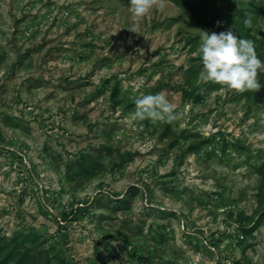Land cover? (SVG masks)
Wrapping results in <instances>:
<instances>
[{"label":"rangeland","instance_id":"374dc122","mask_svg":"<svg viewBox=\"0 0 264 264\" xmlns=\"http://www.w3.org/2000/svg\"><path fill=\"white\" fill-rule=\"evenodd\" d=\"M194 22L172 0L138 33L129 0H0V264H264V78L202 81ZM250 32L264 53V14ZM161 91L183 118L135 119Z\"/></svg>","mask_w":264,"mask_h":264},{"label":"clouds","instance_id":"9594fccd","mask_svg":"<svg viewBox=\"0 0 264 264\" xmlns=\"http://www.w3.org/2000/svg\"><path fill=\"white\" fill-rule=\"evenodd\" d=\"M164 6L165 0H129L133 22L129 31L138 33L141 22L152 10ZM244 23L249 28L252 26L251 19ZM199 52L203 65L202 81L224 85L238 93L255 92L261 88L258 75L264 72V61L258 58L251 40L239 38L231 30L211 34L202 31ZM135 106L133 115L138 120L172 123L183 118V112L177 111V105L164 91L142 95L136 99Z\"/></svg>","mask_w":264,"mask_h":264},{"label":"trees","instance_id":"16d2710c","mask_svg":"<svg viewBox=\"0 0 264 264\" xmlns=\"http://www.w3.org/2000/svg\"><path fill=\"white\" fill-rule=\"evenodd\" d=\"M177 5L185 8V12L191 16L192 19L195 20L194 26H203L205 29L207 28L210 33L212 32H225L231 30L237 37L244 38L250 40V38H254L255 36L251 34L250 29H255L258 27V19L262 14H264V0H249V4L246 7L240 8V19H236L235 16L230 13L225 14L223 17V13L226 12L225 6L222 5L219 8L214 6L213 0H172ZM223 1V0H219ZM256 4V6H254ZM246 19H251L252 26L249 28L245 25L244 21ZM219 22V23H218ZM213 28L215 29L212 31ZM209 33V34H210ZM255 39V38H254ZM255 46V51L262 61H264V53L261 51L262 49L257 46L252 41ZM264 78V72L261 73ZM193 91H185L186 95L192 94Z\"/></svg>","mask_w":264,"mask_h":264}]
</instances>
